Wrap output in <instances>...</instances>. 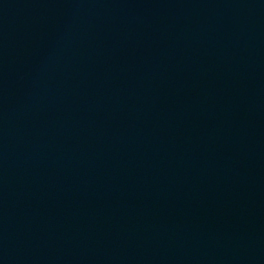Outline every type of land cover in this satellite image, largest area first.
Returning <instances> with one entry per match:
<instances>
[{"label":"water","instance_id":"1","mask_svg":"<svg viewBox=\"0 0 264 264\" xmlns=\"http://www.w3.org/2000/svg\"><path fill=\"white\" fill-rule=\"evenodd\" d=\"M0 264H264V0H0Z\"/></svg>","mask_w":264,"mask_h":264}]
</instances>
